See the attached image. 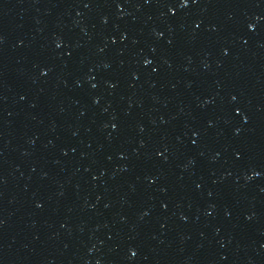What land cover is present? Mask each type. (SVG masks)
Masks as SVG:
<instances>
[{"label":"water","instance_id":"obj_1","mask_svg":"<svg viewBox=\"0 0 264 264\" xmlns=\"http://www.w3.org/2000/svg\"><path fill=\"white\" fill-rule=\"evenodd\" d=\"M0 264H264V0H0Z\"/></svg>","mask_w":264,"mask_h":264}]
</instances>
